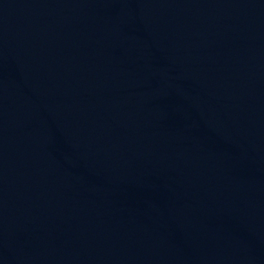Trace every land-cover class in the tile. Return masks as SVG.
Wrapping results in <instances>:
<instances>
[{"label": "water", "instance_id": "obj_1", "mask_svg": "<svg viewBox=\"0 0 264 264\" xmlns=\"http://www.w3.org/2000/svg\"><path fill=\"white\" fill-rule=\"evenodd\" d=\"M0 264H264V0H0Z\"/></svg>", "mask_w": 264, "mask_h": 264}]
</instances>
